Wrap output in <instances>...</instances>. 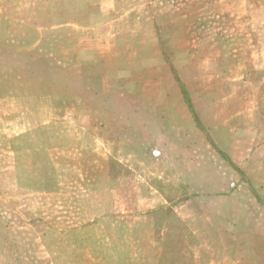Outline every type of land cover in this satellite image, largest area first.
Wrapping results in <instances>:
<instances>
[{
	"label": "crops",
	"instance_id": "0c3cea01",
	"mask_svg": "<svg viewBox=\"0 0 264 264\" xmlns=\"http://www.w3.org/2000/svg\"><path fill=\"white\" fill-rule=\"evenodd\" d=\"M90 4L99 16L91 23L54 18L53 33H58L55 39L60 43L50 57L51 65L68 73L64 90L68 96L88 103L87 97L93 96L88 93L89 74L97 81L100 77L96 67L108 72L120 59L126 67L124 58L141 60L142 51H148L152 68L157 69V95L150 99L157 109L151 141L162 146V154L152 164L166 169L165 176L158 175L165 187L153 184L151 174L144 175L135 165L133 179L122 174L113 181L137 179L140 191L143 183L149 187L146 191L153 197L145 205L138 201V212L173 210L181 225L173 224L167 231L183 234L182 254L176 261L166 254V264H264L263 101L257 85L248 80L247 62L239 58L251 51L254 40H264V0H98ZM37 25L30 30L32 37L45 39V21L40 26L39 19ZM223 51L236 57L224 69L219 68ZM39 52L45 59V51ZM90 53L97 55L93 61L86 59ZM65 58L69 64L61 62ZM133 73L139 76L141 70ZM115 85L125 87L118 81ZM128 96L132 103L141 102L138 95ZM44 124L41 121L33 128ZM84 130L103 137L102 128L86 125ZM125 144L124 149L136 150L141 141L135 137ZM113 146L121 149L120 143ZM79 149L76 142L53 151L63 193L59 199L82 187ZM111 162L106 163L108 168ZM116 162L112 164L128 166ZM60 163L68 166H57Z\"/></svg>",
	"mask_w": 264,
	"mask_h": 264
},
{
	"label": "rangeland",
	"instance_id": "374dc122",
	"mask_svg": "<svg viewBox=\"0 0 264 264\" xmlns=\"http://www.w3.org/2000/svg\"><path fill=\"white\" fill-rule=\"evenodd\" d=\"M97 2L0 0V264H158L160 259L166 264V254L175 261L182 254L183 234L167 231L165 213L146 217L137 211L138 201L145 205L153 197L146 191L149 187L143 183L140 191L137 179L113 181L122 174L133 179L135 165L144 175L151 174L153 184L165 187L158 175L165 176L166 169L152 164L162 146L151 141L157 109L150 99L157 95V69L152 68L148 51H142L141 60L124 58L126 67L121 59L108 72L96 67L100 77L97 81L89 74L88 93L93 96L87 97L88 103L68 96L64 91L68 73L51 65L50 57L60 43L55 39L58 33H53L54 18L91 23L99 16L89 5ZM39 19L46 28L45 39L40 40L30 32ZM250 49L239 58L247 62L248 80L259 89L264 116V71H260L264 40H254ZM42 50L45 59L37 55ZM231 53L223 51L219 68L236 58ZM93 56L96 59L91 53L86 59L93 61ZM61 62L69 64L67 58ZM135 69L141 70L139 76H134ZM128 95L140 96L141 102H130ZM2 97L10 98L4 102ZM41 121L45 124L33 128ZM86 125L102 128L103 137L85 132ZM135 137L141 141L138 148L124 149L123 143L126 146ZM76 142L85 179L79 192L59 199L62 191L52 154L55 148ZM113 143H120L121 149ZM118 160L128 166L112 164Z\"/></svg>",
	"mask_w": 264,
	"mask_h": 264
},
{
	"label": "trees",
	"instance_id": "16d2710c",
	"mask_svg": "<svg viewBox=\"0 0 264 264\" xmlns=\"http://www.w3.org/2000/svg\"><path fill=\"white\" fill-rule=\"evenodd\" d=\"M160 212L161 213H165V215H166V221H167L166 222V226H167V228H169V225H170V228H171L173 226V224H179V225H181L180 222H179V220L175 217L174 212H173L172 209L168 208V209H165L163 211H159V213ZM154 213H157V212L155 211L153 213H149V214L146 215V217H150ZM170 220L173 221V222H175V223H170Z\"/></svg>",
	"mask_w": 264,
	"mask_h": 264
}]
</instances>
